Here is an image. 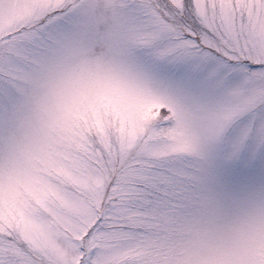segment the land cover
I'll return each instance as SVG.
<instances>
[{"label":"snow or ice","instance_id":"snow-or-ice-1","mask_svg":"<svg viewBox=\"0 0 264 264\" xmlns=\"http://www.w3.org/2000/svg\"><path fill=\"white\" fill-rule=\"evenodd\" d=\"M0 264H264V0H0Z\"/></svg>","mask_w":264,"mask_h":264}]
</instances>
